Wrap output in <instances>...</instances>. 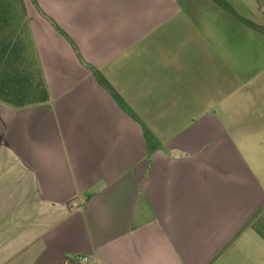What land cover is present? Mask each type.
<instances>
[{"label": "crops", "instance_id": "obj_1", "mask_svg": "<svg viewBox=\"0 0 264 264\" xmlns=\"http://www.w3.org/2000/svg\"><path fill=\"white\" fill-rule=\"evenodd\" d=\"M36 3L49 101L0 103V264H264V31L213 0Z\"/></svg>", "mask_w": 264, "mask_h": 264}, {"label": "trees", "instance_id": "obj_2", "mask_svg": "<svg viewBox=\"0 0 264 264\" xmlns=\"http://www.w3.org/2000/svg\"><path fill=\"white\" fill-rule=\"evenodd\" d=\"M32 1L36 9L40 11L36 0ZM213 1L248 26L264 31V28L240 17L226 0ZM42 15L45 16L43 13ZM49 20L56 31L71 43L83 62L71 38L53 20ZM88 67L116 102L131 116H134L104 76L92 66L88 65ZM48 101L47 83L31 40L30 21L24 0H0V103L19 110L35 107ZM145 137L148 151L158 146L156 138L147 130Z\"/></svg>", "mask_w": 264, "mask_h": 264}, {"label": "rangeland", "instance_id": "obj_3", "mask_svg": "<svg viewBox=\"0 0 264 264\" xmlns=\"http://www.w3.org/2000/svg\"><path fill=\"white\" fill-rule=\"evenodd\" d=\"M27 3V5H28V7L30 8V11L31 10H35V5H34V3H33V1L32 0H24V3ZM26 3H25V6H26ZM37 10V9H36ZM26 12H27V9H26ZM27 15H28V12H27ZM29 17V16H28Z\"/></svg>", "mask_w": 264, "mask_h": 264}, {"label": "built area", "instance_id": "obj_4", "mask_svg": "<svg viewBox=\"0 0 264 264\" xmlns=\"http://www.w3.org/2000/svg\"><path fill=\"white\" fill-rule=\"evenodd\" d=\"M76 260H82V261L85 262V263L88 262V258H80V257H76Z\"/></svg>", "mask_w": 264, "mask_h": 264}]
</instances>
